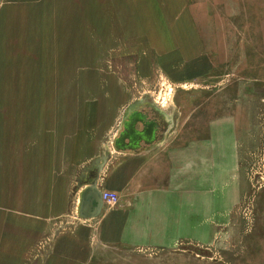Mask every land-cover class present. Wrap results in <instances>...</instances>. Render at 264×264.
<instances>
[{"label":"rangeland","instance_id":"374dc122","mask_svg":"<svg viewBox=\"0 0 264 264\" xmlns=\"http://www.w3.org/2000/svg\"><path fill=\"white\" fill-rule=\"evenodd\" d=\"M137 103L171 119L135 194L173 190V228L152 220L144 245L114 244L103 263L264 264V0H0V196L17 192L23 154L96 155ZM203 157L200 189L188 162Z\"/></svg>","mask_w":264,"mask_h":264},{"label":"crops","instance_id":"0c3cea01","mask_svg":"<svg viewBox=\"0 0 264 264\" xmlns=\"http://www.w3.org/2000/svg\"><path fill=\"white\" fill-rule=\"evenodd\" d=\"M140 105L138 111L147 114L148 122L155 121L157 124V141L148 149H145L143 142L140 143L143 149L138 152L117 151L112 145L106 149L98 148L96 155H93L79 151L77 145H74V148L72 146L71 152L63 147L58 153L54 152L57 151L54 148L48 153L40 145L37 154H34L33 162L31 155L27 158L23 154V160L14 163L17 167L22 165L21 184L16 192L10 183L9 189L6 188L5 193L0 196V208L1 205H6V209L0 213V264H104L100 256L114 244L144 245L143 237L151 235L152 220H160L162 228H173V190H163L152 195L145 193V196L135 194L136 188L139 187L138 181L142 180L144 174L149 171L159 172L151 168L146 172L147 169L144 168L157 161L153 156H157L162 150L172 129L171 125L166 127L164 114L154 105ZM151 105L153 108L149 107ZM127 114L120 117L112 142L122 131L123 118ZM87 115L96 116L97 112H89ZM46 128L47 126L44 131ZM117 128H120L119 131ZM135 128L140 131L142 126L136 123ZM40 136H45L46 141L48 133L42 132ZM84 139L87 140V137ZM44 146L47 148L46 143ZM161 157L163 156H158L160 160ZM102 158L105 159L104 162ZM161 161H167V165L174 167L175 159L169 154ZM93 162L102 167L96 181L97 189L102 193L117 194L118 206L112 210L103 203L97 218L82 219L78 216L80 195L86 188V185L82 184L87 182V168ZM196 163L204 171L199 181L201 189L206 184L208 163L203 157L193 163L188 162V165ZM12 164L13 159H9L7 166ZM183 190L185 194L184 187ZM72 192L76 195L74 211L71 207ZM182 205L185 215L184 200ZM187 207L189 214V203ZM183 219H188L187 215ZM51 220L61 221V230L55 234L52 244L47 250H43L45 254L40 257L37 254L40 255L42 249L36 253L32 243L36 239L45 238L49 233L47 221Z\"/></svg>","mask_w":264,"mask_h":264},{"label":"water","instance_id":"95a60500","mask_svg":"<svg viewBox=\"0 0 264 264\" xmlns=\"http://www.w3.org/2000/svg\"><path fill=\"white\" fill-rule=\"evenodd\" d=\"M149 107L153 108L152 105ZM140 108L141 105L137 103L128 109L127 116L123 118L122 131L113 142L115 150L121 152H138L143 149L140 145L141 142L146 145L145 149H148L155 141H157L155 130L157 124L155 121L148 122L147 114L138 111ZM163 116L166 119V127H169L171 125V119L169 120L165 115ZM136 123H139L142 126L140 131L135 128ZM101 169L102 167H100L97 162H93L87 168L89 175L87 182L82 184L86 185V188L80 195V204L78 208V216L82 219H94L101 213L103 206L102 192L96 187V181Z\"/></svg>","mask_w":264,"mask_h":264},{"label":"built area","instance_id":"2783aa9c","mask_svg":"<svg viewBox=\"0 0 264 264\" xmlns=\"http://www.w3.org/2000/svg\"><path fill=\"white\" fill-rule=\"evenodd\" d=\"M103 203L107 206H114L118 204V196L113 192L102 193Z\"/></svg>","mask_w":264,"mask_h":264},{"label":"bare ground","instance_id":"6f19581e","mask_svg":"<svg viewBox=\"0 0 264 264\" xmlns=\"http://www.w3.org/2000/svg\"><path fill=\"white\" fill-rule=\"evenodd\" d=\"M171 94V93H170ZM169 97V96H168ZM165 98V97H164ZM169 101V100H168ZM163 102H165V101H163ZM165 103H163V106H157L156 108L159 110V111H164L165 109H166V104L164 105ZM166 115V114H165Z\"/></svg>","mask_w":264,"mask_h":264}]
</instances>
